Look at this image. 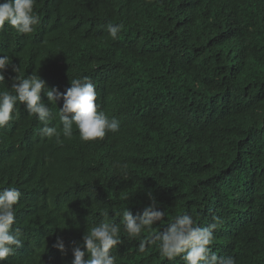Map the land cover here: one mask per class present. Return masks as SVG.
Returning a JSON list of instances; mask_svg holds the SVG:
<instances>
[{
  "label": "trees",
  "instance_id": "obj_1",
  "mask_svg": "<svg viewBox=\"0 0 264 264\" xmlns=\"http://www.w3.org/2000/svg\"><path fill=\"white\" fill-rule=\"evenodd\" d=\"M34 11L33 33L0 28V56L11 57L0 89L36 72L63 93L88 77L120 129L85 142L74 126L58 145L17 103L0 128V187L21 193L22 245L0 264H72L105 219L120 226L116 264H184L161 257L157 240L137 251L182 212L219 221L218 256L264 264V0H36ZM108 23L122 26L115 40ZM148 192L166 216L129 240L120 210L142 213Z\"/></svg>",
  "mask_w": 264,
  "mask_h": 264
},
{
  "label": "clouds",
  "instance_id": "obj_2",
  "mask_svg": "<svg viewBox=\"0 0 264 264\" xmlns=\"http://www.w3.org/2000/svg\"><path fill=\"white\" fill-rule=\"evenodd\" d=\"M35 3L36 0H4L0 3V28L7 23L19 34L33 33L40 24V17L34 11ZM121 27L120 24L106 25L108 34L114 40L117 39ZM10 64L11 57L0 56V82L4 81L3 70ZM12 67L13 71L18 72V67ZM10 88V91L0 89V128L14 118L15 106L20 103L30 115L42 122L40 134L54 139L58 145L63 143L62 137L72 138L74 126L78 130L79 139L85 142L103 139L106 133H116L120 129L117 119L109 118L103 111L97 110V93L88 77L72 78L70 87L63 93L56 88H46V82L36 72L27 77L17 75ZM42 90L47 96V102L41 99ZM61 98L62 107L53 113L51 106H57V101ZM57 117L60 127L50 126V122ZM123 167L126 169L127 166ZM123 178L127 179V176ZM20 195L15 187H0V260L6 259L22 245L21 230L13 228L16 221L14 206ZM148 196L152 202L144 207L142 213L133 215L128 208L120 210L121 222L129 240L139 239L143 229H151L166 216V211L158 209L151 192H148ZM101 215L107 218L109 212L103 211ZM168 220V227L162 233L159 232L147 240H139L138 252L143 253L147 244L157 240L160 256L168 260L180 257L184 264H236L234 257L218 256L209 247L219 221L201 226L187 212L171 216ZM82 240L85 250H81L79 246L73 248L72 264H116V256L112 254V250L123 243L118 224L107 219L102 220L85 231ZM54 247L63 251L62 240L58 238Z\"/></svg>",
  "mask_w": 264,
  "mask_h": 264
}]
</instances>
